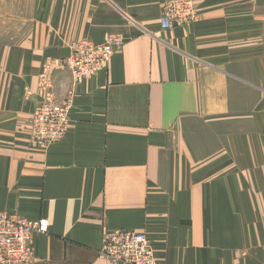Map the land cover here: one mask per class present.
Returning <instances> with one entry per match:
<instances>
[{
	"label": "crops",
	"instance_id": "obj_1",
	"mask_svg": "<svg viewBox=\"0 0 264 264\" xmlns=\"http://www.w3.org/2000/svg\"><path fill=\"white\" fill-rule=\"evenodd\" d=\"M0 43V211L45 216L34 264H110L104 230L145 233L159 264H264V0H45ZM119 35L107 67L62 59ZM69 125L32 139L40 102Z\"/></svg>",
	"mask_w": 264,
	"mask_h": 264
},
{
	"label": "built area",
	"instance_id": "obj_2",
	"mask_svg": "<svg viewBox=\"0 0 264 264\" xmlns=\"http://www.w3.org/2000/svg\"><path fill=\"white\" fill-rule=\"evenodd\" d=\"M194 0H161V27L194 19ZM123 44L119 35L109 34L102 43L82 39L71 46V53L62 59L75 79L89 78L107 67L112 56ZM69 101L46 99L37 107L32 120V139L40 145L55 142L68 128ZM45 216L29 219L18 213L0 211V264H34V236L47 233ZM101 255L110 264H159L149 237L143 232L118 229L102 232Z\"/></svg>",
	"mask_w": 264,
	"mask_h": 264
},
{
	"label": "rangeland",
	"instance_id": "obj_3",
	"mask_svg": "<svg viewBox=\"0 0 264 264\" xmlns=\"http://www.w3.org/2000/svg\"><path fill=\"white\" fill-rule=\"evenodd\" d=\"M45 0H0V43L17 38L32 17L42 11Z\"/></svg>",
	"mask_w": 264,
	"mask_h": 264
}]
</instances>
